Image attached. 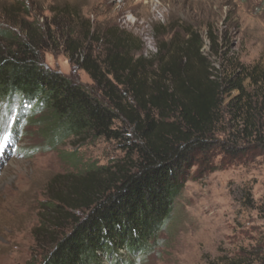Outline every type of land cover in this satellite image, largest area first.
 I'll use <instances>...</instances> for the list:
<instances>
[{"label": "rangeland", "instance_id": "374dc122", "mask_svg": "<svg viewBox=\"0 0 264 264\" xmlns=\"http://www.w3.org/2000/svg\"><path fill=\"white\" fill-rule=\"evenodd\" d=\"M73 11L80 22L66 14ZM28 27L36 29L41 65L92 92L93 82L69 61L63 43L67 37L84 40L88 30L99 38L109 30L130 35L141 50L135 57L151 61L160 41L196 35L220 79L240 68L264 70V0H0V31L25 39ZM7 42L0 40V51L9 48ZM90 46L102 55L101 43ZM248 92L259 133L231 121L227 105L236 93H224L219 122L206 137L205 152L187 169L171 221L137 264H264V90ZM21 122L16 106L0 114V137L7 136L0 149V264H41L70 233L67 216L34 234L55 178L75 173V163L103 167L125 155L119 143L88 137L49 150V128L30 125L18 138ZM118 257L131 259L124 252Z\"/></svg>", "mask_w": 264, "mask_h": 264}, {"label": "trees", "instance_id": "16d2710c", "mask_svg": "<svg viewBox=\"0 0 264 264\" xmlns=\"http://www.w3.org/2000/svg\"><path fill=\"white\" fill-rule=\"evenodd\" d=\"M66 14L80 22L74 11ZM36 34L31 27L25 39L0 31L9 44L0 51V108L4 114L16 106L22 115L18 138L33 125L49 128V150L88 137L119 143L125 152L103 167L75 163V173L50 183L34 234L67 216L72 227L41 264H137L171 221L187 169L205 152L206 137L219 122L224 93H236L227 105L231 121L259 133L248 89L264 90V70L240 68L222 80L196 35L160 41L151 61L135 57L141 50L130 35L109 30L99 38L88 30L84 40L67 37L63 43L69 61L93 82L92 92L41 65ZM95 42L103 45L102 55L93 54ZM120 252L131 259L121 260Z\"/></svg>", "mask_w": 264, "mask_h": 264}, {"label": "snow or ice", "instance_id": "6c2138e0", "mask_svg": "<svg viewBox=\"0 0 264 264\" xmlns=\"http://www.w3.org/2000/svg\"><path fill=\"white\" fill-rule=\"evenodd\" d=\"M7 141V136H2L0 137V149H2L4 147V142Z\"/></svg>", "mask_w": 264, "mask_h": 264}]
</instances>
